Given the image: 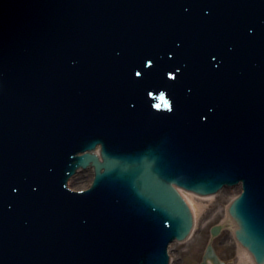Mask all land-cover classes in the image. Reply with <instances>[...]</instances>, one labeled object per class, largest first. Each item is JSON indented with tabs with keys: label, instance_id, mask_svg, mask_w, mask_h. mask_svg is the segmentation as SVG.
<instances>
[{
	"label": "water",
	"instance_id": "obj_1",
	"mask_svg": "<svg viewBox=\"0 0 264 264\" xmlns=\"http://www.w3.org/2000/svg\"><path fill=\"white\" fill-rule=\"evenodd\" d=\"M240 185L264 264V0H0V264H169Z\"/></svg>",
	"mask_w": 264,
	"mask_h": 264
},
{
	"label": "rangeland",
	"instance_id": "obj_2",
	"mask_svg": "<svg viewBox=\"0 0 264 264\" xmlns=\"http://www.w3.org/2000/svg\"><path fill=\"white\" fill-rule=\"evenodd\" d=\"M226 188L211 200L200 199L195 193V202L199 206V216L192 236L184 242H174L169 248L171 264H200L203 261L209 244L215 248L225 264H255L250 259L242 258L241 247L232 230V222L225 221L228 215V204L235 199L239 189ZM222 226L216 237L212 236L214 226Z\"/></svg>",
	"mask_w": 264,
	"mask_h": 264
},
{
	"label": "bare ground",
	"instance_id": "obj_3",
	"mask_svg": "<svg viewBox=\"0 0 264 264\" xmlns=\"http://www.w3.org/2000/svg\"><path fill=\"white\" fill-rule=\"evenodd\" d=\"M230 189H233V190H235V189H239V193H241V191H242V187H241V185L240 186H238V187H233V188H230ZM224 190H226V188H224V189H222L221 191H224ZM233 190H231V191H233ZM185 191V190H184ZM184 191H181L182 192V194L183 195H185V196H187L188 198H189V200H190V203L192 204V213H193V217H194V229H193V231H192V234H193V232H194V230H195V228H196V225H197V219H198V216H199V206L197 205V203L195 202V197L194 196H192L191 195V193L190 192H184ZM215 195L216 194H214V195H206V196H200L201 198L200 199H204V200H211V199H213L214 197H215ZM228 215H229V212H228ZM225 221H227V222H229V221H231L232 222V217L229 215L226 219H225ZM222 227V226H221ZM232 230H233V224H232ZM235 235V234H234ZM239 243V242H238ZM239 245H240V247H241V256H242V258H247V259H250L252 262H254L255 263V260H254V257L251 255V253L246 249V248H244L240 243H239Z\"/></svg>",
	"mask_w": 264,
	"mask_h": 264
},
{
	"label": "snow or ice",
	"instance_id": "obj_4",
	"mask_svg": "<svg viewBox=\"0 0 264 264\" xmlns=\"http://www.w3.org/2000/svg\"><path fill=\"white\" fill-rule=\"evenodd\" d=\"M213 59H215V57H213ZM147 64L148 65H151L152 64V60L151 59H149V60H147ZM177 71H178V69H177ZM136 75H142V73H140V72H136ZM168 76H170V77H173V79H175V73L174 72H168ZM151 94V93H150Z\"/></svg>",
	"mask_w": 264,
	"mask_h": 264
}]
</instances>
